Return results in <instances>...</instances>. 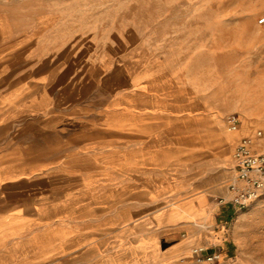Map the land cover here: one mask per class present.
Returning <instances> with one entry per match:
<instances>
[{
    "label": "crops",
    "instance_id": "0c3cea01",
    "mask_svg": "<svg viewBox=\"0 0 264 264\" xmlns=\"http://www.w3.org/2000/svg\"><path fill=\"white\" fill-rule=\"evenodd\" d=\"M128 27L105 0H0V264H264L245 240L264 197L219 202L250 129L228 131L193 79L190 38L130 43ZM209 141L230 167L196 179Z\"/></svg>",
    "mask_w": 264,
    "mask_h": 264
},
{
    "label": "rangeland",
    "instance_id": "374dc122",
    "mask_svg": "<svg viewBox=\"0 0 264 264\" xmlns=\"http://www.w3.org/2000/svg\"><path fill=\"white\" fill-rule=\"evenodd\" d=\"M105 3L114 10L126 11L130 43L140 35L156 44L173 37L190 38L193 50L200 48L192 54L193 79H204L208 90L218 94L224 107L221 119L237 113L242 125L250 129L249 134L261 129L264 138V22L259 21L264 17V0H105ZM219 116L211 115L213 121L219 120ZM196 143L199 142L194 141L193 145ZM228 146L231 144L209 141L201 155L195 147L192 162H207V168L193 170L196 179L221 173L225 177L231 159L220 163L215 160L228 154ZM221 184L226 183L222 180ZM224 223L229 228L230 217H225ZM245 240L247 247L264 260V221Z\"/></svg>",
    "mask_w": 264,
    "mask_h": 264
},
{
    "label": "built area",
    "instance_id": "2783aa9c",
    "mask_svg": "<svg viewBox=\"0 0 264 264\" xmlns=\"http://www.w3.org/2000/svg\"><path fill=\"white\" fill-rule=\"evenodd\" d=\"M264 22V17L259 20ZM226 128L230 132L241 129V118L237 113L226 116ZM262 137V130L255 135H244L233 150L234 173L229 182L230 195L219 197L220 203H230L236 209H245L253 201L264 197V149L256 148L255 138ZM192 254L200 260H218L219 250L207 246L192 248Z\"/></svg>",
    "mask_w": 264,
    "mask_h": 264
}]
</instances>
